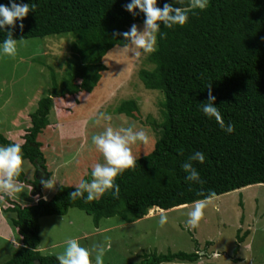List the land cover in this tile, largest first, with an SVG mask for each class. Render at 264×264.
<instances>
[{"label": "trees", "instance_id": "trees-1", "mask_svg": "<svg viewBox=\"0 0 264 264\" xmlns=\"http://www.w3.org/2000/svg\"><path fill=\"white\" fill-rule=\"evenodd\" d=\"M150 17L158 42L157 81L166 95L162 137L150 154L122 167L97 198L87 190V177L79 187H57L46 200L13 205L11 226L21 246L3 264H63L38 250L39 219L64 216L70 208L90 215L96 226L114 216L133 223L153 207L165 212L264 185V0H208L202 7H192L191 0H0V44L76 35L71 48L78 64L37 102L22 158L48 181L37 138L49 125L54 98L71 95L75 79L91 81L81 66L90 55L121 34L127 38L125 26ZM14 171L22 183L23 173ZM197 252L153 255L139 264L193 263Z\"/></svg>", "mask_w": 264, "mask_h": 264}, {"label": "rangeland", "instance_id": "rangeland-1", "mask_svg": "<svg viewBox=\"0 0 264 264\" xmlns=\"http://www.w3.org/2000/svg\"><path fill=\"white\" fill-rule=\"evenodd\" d=\"M207 1L191 0L192 7ZM124 30L127 38L121 34L81 65L91 76V81L81 83L84 93L79 87L73 98L53 100L49 125L37 138L50 174L47 182L43 171L22 158L20 146L32 128L30 116L38 109L37 102L48 97L53 81L60 85L69 67L78 64V51L71 48L76 35L66 32L0 44V165L8 167V157L9 165L23 173V185L0 178V188L10 187L14 195L13 205H32L42 182L46 185L42 194L49 198L59 186L79 187L86 175L91 179L87 190L97 198L122 167L150 154L162 137L167 127L166 95L155 71L154 18ZM123 100L135 106L119 111ZM89 169L95 172L91 177ZM35 179L32 196L27 183ZM39 226L38 250L63 264H139L153 255L196 250L195 263L163 264H264V185L180 209L148 211L133 223L114 216L102 218L96 226L90 215L70 208L64 216L40 218ZM9 228L11 239L19 240ZM0 233L5 237L0 236L3 264L17 248L1 221Z\"/></svg>", "mask_w": 264, "mask_h": 264}, {"label": "crops", "instance_id": "crops-1", "mask_svg": "<svg viewBox=\"0 0 264 264\" xmlns=\"http://www.w3.org/2000/svg\"><path fill=\"white\" fill-rule=\"evenodd\" d=\"M84 80V81H83ZM88 82L87 80H85V79H75L74 80V83H73V86L71 87V89H70V92H71V95H68L67 97H71V98H73V94L72 93H78V91H77V88H81V90H82V93H84V90H85V86H82L81 85V83L82 82ZM80 90V91H81ZM82 96V95H81ZM81 96H78V97H80L81 98ZM58 100V103H60V101L61 100H64V99H62V98H54V101H57ZM128 103H129V100H123V101H121L120 103H119V105H118V109L120 110V111H122V110H124V109H127L128 110ZM60 111V110H59ZM57 117H60V112H58V115H57ZM1 162V161H0ZM9 162V160H8V157H7V163ZM9 164V163H8ZM12 164V163H11ZM14 167V166H13ZM15 169H17V167L15 168L14 167V170ZM87 172H88V174L90 175V177H91V175L92 174H94L95 172L94 171H92L91 169H89V170H87ZM15 176H16V174H15V171L14 172H12V167H10V166H8V167H5V168H1L0 167V178H3V179H5V180H3V181H7V182H9V184H19V185H23V182L21 183V182H18L16 179H15ZM83 177H85V178H87V175L86 176H83ZM36 178V177H35ZM45 178H47V176H45ZM36 180V179H35ZM35 180L33 181V183H27L28 184V186H29V188H31V191H32V186L35 184ZM83 180V179H82ZM91 183V182H90ZM90 183H88V185L87 186H89L90 185ZM0 184H1V179H0ZM33 184V185H32ZM46 187V185L45 184H43V185H41V188H39L38 187V190H37V198L36 199H34L33 201H32V203L34 204V203H36L37 202V199H39V198H41V197H43L42 199H44V200H46V199H48L47 197H46V195L45 194H42L43 192V190H44V188ZM35 193H34V191H32V196L33 195H36ZM12 203H16V201H15V199H14V195H13V193H12V191H10V187H8V188H4V187H2V188H0V221H1V224H2V226L4 227V229H5V231H7V235L6 236H8V238H13V237H11L12 235H11V228H9V226L11 225V220L13 219V215H12V212H10V207H12L13 206V204ZM18 204V203H17ZM22 206V205H21ZM26 206V205H25ZM160 211V210H159ZM5 216H8L7 217V219H5L6 217ZM144 217H146V216H144ZM143 217V218H144ZM141 220V219H140ZM12 227V226H11ZM12 229H13V231L14 232H16V229L15 228H13L12 227ZM17 233V232H16ZM3 234L4 233H0V236H2V237H4L3 236ZM5 238V237H4ZM11 241L13 242V244L15 245V249L16 248H18V247H20L21 246V238L19 237V240H17V239H11ZM40 251V253H41V250H39ZM42 254V253H41ZM44 255V254H43ZM216 254H213V256H215ZM199 260V259H198ZM197 260V261H198ZM197 261H195V262H197ZM174 262H181V261H174ZM195 262H193V263H195ZM171 263V262H170ZM183 263V262H182ZM161 264H163V263H161Z\"/></svg>", "mask_w": 264, "mask_h": 264}, {"label": "bare ground", "instance_id": "bare-ground-1", "mask_svg": "<svg viewBox=\"0 0 264 264\" xmlns=\"http://www.w3.org/2000/svg\"><path fill=\"white\" fill-rule=\"evenodd\" d=\"M159 210H161V209L156 208V207H153V208L149 209L148 211H159ZM161 211H163V210H161ZM163 212H164V211H163Z\"/></svg>", "mask_w": 264, "mask_h": 264}, {"label": "water", "instance_id": "water-1", "mask_svg": "<svg viewBox=\"0 0 264 264\" xmlns=\"http://www.w3.org/2000/svg\"><path fill=\"white\" fill-rule=\"evenodd\" d=\"M44 183L42 182V183H40V186H38L39 188H41V185H43Z\"/></svg>", "mask_w": 264, "mask_h": 264}, {"label": "clouds", "instance_id": "clouds-1", "mask_svg": "<svg viewBox=\"0 0 264 264\" xmlns=\"http://www.w3.org/2000/svg\"><path fill=\"white\" fill-rule=\"evenodd\" d=\"M47 179V178H46ZM44 184H45V182H44ZM40 199V198H39ZM39 199H37V201L39 200ZM42 199V198H41Z\"/></svg>", "mask_w": 264, "mask_h": 264}]
</instances>
